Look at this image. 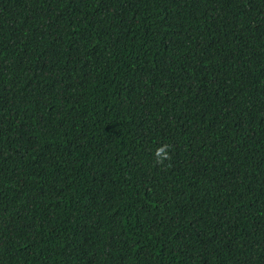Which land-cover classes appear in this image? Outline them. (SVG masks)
<instances>
[{
	"label": "trees",
	"instance_id": "16d2710c",
	"mask_svg": "<svg viewBox=\"0 0 264 264\" xmlns=\"http://www.w3.org/2000/svg\"><path fill=\"white\" fill-rule=\"evenodd\" d=\"M0 264H264V0H0Z\"/></svg>",
	"mask_w": 264,
	"mask_h": 264
},
{
	"label": "clouds",
	"instance_id": "9594fccd",
	"mask_svg": "<svg viewBox=\"0 0 264 264\" xmlns=\"http://www.w3.org/2000/svg\"><path fill=\"white\" fill-rule=\"evenodd\" d=\"M154 157L158 163H163V162L167 161V159L169 158L167 147H163V148L158 149L154 153Z\"/></svg>",
	"mask_w": 264,
	"mask_h": 264
}]
</instances>
